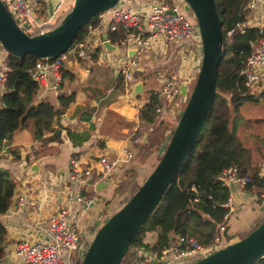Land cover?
I'll list each match as a JSON object with an SVG mask.
<instances>
[{"label": "crops", "instance_id": "0c3cea01", "mask_svg": "<svg viewBox=\"0 0 264 264\" xmlns=\"http://www.w3.org/2000/svg\"><path fill=\"white\" fill-rule=\"evenodd\" d=\"M145 1L149 0H119V4L136 8ZM250 20L264 28L263 2L255 12L251 11L247 22ZM101 37L100 43L103 42V35ZM132 54L131 51L124 52L119 48L113 51L97 46L91 53L94 58L90 56L85 61L74 59L61 68L71 74V79L62 80L56 90L38 87L36 102L48 100L55 105L57 95L68 94L72 90L74 96L62 113L53 116L39 139H34L31 124L22 125L13 131L10 139L0 149V168H8L14 182L8 206L0 215V223L5 230L4 239L0 243V264H22V259L14 251L16 244L22 239H47L48 218L61 209L66 212L68 223L76 227L79 240L88 242L101 223L125 202L138 185L135 183L123 186L126 177L141 172V180L143 170L146 172L151 153L141 148L148 147L149 151L156 148L153 151L156 157L161 152L167 136L164 131L158 139L153 137L155 142L150 144L154 131L152 124L155 125L164 118L163 123L168 122L169 125L170 117L163 113L159 115V120L148 124L139 121L138 110L145 103L149 90L157 86L164 75L162 70H174L177 66L176 71L184 75L182 61L175 57L172 47L163 55L139 57L137 72L142 87L139 94L132 95V89L131 93L124 92L117 70L118 63ZM195 55L198 59L199 55ZM3 58L2 51L0 59L4 63ZM192 65L189 61L188 66L195 71ZM51 79L48 72V84ZM261 87L264 90V83ZM263 111L264 107L259 103H245L241 108L240 134L252 157L247 170H252L257 162L258 176L264 172V125H261L264 124V118H260ZM57 128H61L60 141H49L47 138L52 137ZM65 130L74 134L88 133L87 140L73 144ZM123 149H129L132 158L115 168L110 180L101 179L97 175L98 156H110ZM70 157L77 158L82 168H91L92 175L81 189L70 178ZM257 188L253 184L249 191L233 188L232 210L223 223L225 229L221 234L226 243L234 242L247 234L262 220V215L264 217L261 212L264 207L250 196ZM19 196L22 201L18 204ZM256 217L261 219L258 221ZM143 240L151 244L154 236L145 234ZM121 264H125V260Z\"/></svg>", "mask_w": 264, "mask_h": 264}, {"label": "built area", "instance_id": "2783aa9c", "mask_svg": "<svg viewBox=\"0 0 264 264\" xmlns=\"http://www.w3.org/2000/svg\"><path fill=\"white\" fill-rule=\"evenodd\" d=\"M1 2L19 29L27 34H36L47 30L49 25L54 26L70 9L73 0H1ZM261 2L264 3V0H245L244 9L255 12ZM244 26L256 27L259 32L264 31L263 27H259L251 20L236 25L240 31ZM118 30H122L120 38L113 41L107 38L108 32ZM102 35L103 40H108L124 52L133 53L132 56H125V59L117 66L125 93H131L133 84L139 81L137 72L139 57L164 54L168 48L172 47L175 57L182 61L181 68L184 75L180 71H176V75H163L157 86L149 92L158 97V102L154 107L158 115L166 113L171 119L174 114H177L178 117L180 109L177 107L173 110V107L177 105L175 98L180 95L182 96L181 102L185 100L188 86L196 75L201 56L198 29L185 0H149L136 8L120 5L118 1L114 6L99 14L94 27L89 29L83 40L75 42L53 59L37 58L33 67L28 70L29 77L38 84V87L51 91L56 90L60 81L61 68L74 59L89 60L95 47H103L100 43ZM249 49L250 54L240 73L244 79L245 90L250 94H255L263 83L264 36L250 41ZM2 51L5 57L6 51L4 49ZM195 54L199 55L198 59ZM189 61L192 62L195 71L188 66ZM7 70V66L0 59V91L5 82ZM48 72L52 77L50 84L47 82ZM181 85L185 90L183 94L180 92ZM131 158L132 153L129 149H123L120 153L110 156L105 154L98 156L97 175L101 179L110 180L114 169ZM7 161L9 162V158ZM68 165L70 166V178L81 189L92 175L91 168H82L75 157L69 158ZM216 179L225 189L226 197L220 206L225 208L226 212L222 218L223 222L217 225L211 242L202 245L192 236L177 235L158 254L151 253V256L157 260L155 264H186L203 258L226 244L221 234L225 229L223 223L232 210V190L237 188L240 191H249L248 185L251 180L247 174L240 172L234 166L224 168ZM250 196L264 207V185L250 193ZM77 200H80V194L77 195ZM21 201L22 197L19 196L17 203ZM87 243L79 240L76 227L68 223L66 212L61 209L48 218L47 239L39 241L22 239L16 244L14 251L22 259V264H73L71 254L78 263L86 250ZM142 252L140 248H132L124 257L125 264H151V257H143Z\"/></svg>", "mask_w": 264, "mask_h": 264}, {"label": "trees", "instance_id": "16d2710c", "mask_svg": "<svg viewBox=\"0 0 264 264\" xmlns=\"http://www.w3.org/2000/svg\"><path fill=\"white\" fill-rule=\"evenodd\" d=\"M214 4L222 34V57L216 73L214 98L191 150L129 243L126 253L137 247L158 254L177 235L192 236L202 245L211 242L216 226L222 222L226 212L220 206L226 197L225 189L216 179L224 168L234 166L247 174L251 180L249 187L252 184L256 187L264 185V172L258 176L257 162L252 170H247L252 157L240 134L242 106L245 103H264V92L256 95L248 93L240 73L250 54L249 42L262 38L264 31L259 32L256 27L245 26L240 31L236 27L250 18L251 12L244 9L245 0H214ZM99 14L80 27L70 46L87 36ZM106 36L113 41L122 36V30L108 32ZM36 59L32 54L18 57L7 53L5 65L8 70L0 91V149L10 139L13 131L22 125L31 124L34 139H39L53 116L62 113L73 99L72 90L68 94L57 95L55 105L48 100L35 101L38 84L29 77L28 70L33 67ZM59 75L57 87H60L62 80L71 79L67 70L61 69ZM157 102L158 97L148 92L145 103L138 110L140 122L150 124L160 119L154 111ZM160 120L163 122L164 118ZM60 130L61 128H57L52 137L47 139L60 141ZM65 133L76 145L88 137V133L74 134L69 130H65ZM13 188L14 182L9 169L0 168V215L8 206ZM145 234L154 236L151 244L144 242ZM4 235L5 230L0 223V243ZM252 264H264V255Z\"/></svg>", "mask_w": 264, "mask_h": 264}, {"label": "water", "instance_id": "95a60500", "mask_svg": "<svg viewBox=\"0 0 264 264\" xmlns=\"http://www.w3.org/2000/svg\"><path fill=\"white\" fill-rule=\"evenodd\" d=\"M119 0H73L70 9L51 28L27 34L14 23L0 0V45L8 53L22 57L54 58L71 45L80 27ZM200 37L201 56L192 86L179 110L177 120L160 155L125 202L95 230L78 264H121L129 243L152 212L170 181L191 150L215 95V79L222 57V34L214 0H185ZM106 50H117L103 40ZM141 82L132 86L141 92ZM180 92L185 93L184 86ZM264 255V220L238 240L227 243L203 258L187 264H252ZM143 257L156 258L147 251Z\"/></svg>", "mask_w": 264, "mask_h": 264}, {"label": "rangeland", "instance_id": "374dc122", "mask_svg": "<svg viewBox=\"0 0 264 264\" xmlns=\"http://www.w3.org/2000/svg\"><path fill=\"white\" fill-rule=\"evenodd\" d=\"M49 28H51L52 26L51 25H49L48 26ZM48 28V29H49ZM1 50H3V48L1 47V45H0V53L2 52ZM161 55H163V54H161ZM6 57H7V52H6V56H5V58H3V60H4V63H5V59H6ZM163 58V57H162ZM176 61H177V59H176ZM172 63V62H171ZM170 63V64H171ZM177 67V66H176ZM176 67H175V69L173 70V69H167V68H165L164 70H162V71H164V72H162V74H164V76L165 75H176L175 74V72H176ZM165 70H167V71H165ZM193 78H195V77H193ZM192 78V80H191V83L189 84V86H188V91L190 90V88H191V86H192V82H193V79ZM261 84H263V83H261ZM262 88V87H261ZM261 88L258 90V91H256L255 93H257L258 94V92L261 90ZM260 92H264V90H261ZM259 92V93H260ZM181 97L182 96H180V95H178L175 99H176V102H177V105L176 106H174L173 107V110H176V108L178 107L180 110H181V108L184 106V101L183 102H181ZM261 106L262 107H264V103H262L261 104ZM260 118H264V111H263V114L262 115H260ZM176 120H177V114H174L173 115V117L170 119V124L168 125L167 123L168 122H158V123H156L155 125L154 124H152L153 125V129H154V131H153V134L151 135V141H150V144H153L154 142H155V140L154 139H158L159 138V136H160V134L162 133V132H164V134H166V138H165V140H164V142H163V147L165 146V144H166V142H167V139H168V136H169V134H170V132H171V130H172V128H173V126H174V124H175V122H176ZM261 125H264L263 123L261 124ZM160 128V129H159ZM163 129V130H162ZM153 137H154V139H153ZM161 139L163 140V138L161 137ZM163 147H162V149L160 150V151H162L163 150ZM141 149H143V150H145V152H148V153H151V159L147 162V164H148V168H147V170H146V172L143 170V175L141 176L142 177V179L140 180V176H139V174L141 173H139V172H136L135 174H131V175H129V176H127L126 177V179L124 180V182L122 183L123 184V186H125V185H129V184H138L140 181H142L143 180V178H144V176L150 171V169L153 167V165L155 164V162L157 161V159H158V157H159V155H160V152H159V154H158V156L156 157L155 156V152H153V151H155L156 150V148H154V149H151L150 151H149V149H148V147L147 148H141ZM144 164V163H143ZM142 164V165H143ZM142 165H140V166H142ZM144 169H145V167H143ZM133 186V185H132ZM119 190H117V192H118ZM261 212H263V214H264V210H261ZM261 218H259V217H256V220H260ZM264 220V217H263V215H262V220L261 221H263ZM260 221V222H261ZM259 223V222H258ZM257 223V224H258ZM256 224V225H257ZM127 254V253H126ZM126 254H125V256H126ZM124 256V257H125ZM70 258H71V260L73 261V264H78L77 262H76V258L74 257V255L73 254H71V256H70ZM123 260H125L124 258H123ZM122 262V261H121Z\"/></svg>", "mask_w": 264, "mask_h": 264}, {"label": "clouds", "instance_id": "9594fccd", "mask_svg": "<svg viewBox=\"0 0 264 264\" xmlns=\"http://www.w3.org/2000/svg\"><path fill=\"white\" fill-rule=\"evenodd\" d=\"M54 25H55V24H54ZM225 221H226V220H225ZM222 222H223V220H222ZM222 222H221V223H222ZM216 227H217V226H216ZM226 244H227V243H226ZM197 260H198V259H197ZM194 261H195V260H194ZM191 262H192V261H191ZM189 263H190V262H189ZM186 264H187V263H186Z\"/></svg>", "mask_w": 264, "mask_h": 264}, {"label": "bare ground", "instance_id": "6f19581e", "mask_svg": "<svg viewBox=\"0 0 264 264\" xmlns=\"http://www.w3.org/2000/svg\"><path fill=\"white\" fill-rule=\"evenodd\" d=\"M213 251H215V250H213Z\"/></svg>", "mask_w": 264, "mask_h": 264}]
</instances>
